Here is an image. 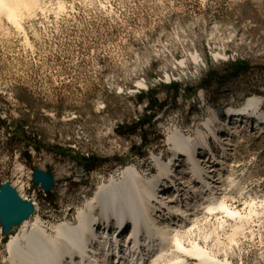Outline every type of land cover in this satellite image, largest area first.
<instances>
[{
    "label": "rangeland",
    "instance_id": "374dc122",
    "mask_svg": "<svg viewBox=\"0 0 264 264\" xmlns=\"http://www.w3.org/2000/svg\"><path fill=\"white\" fill-rule=\"evenodd\" d=\"M3 1L0 121L6 126L0 123V186L9 182L24 199L37 202L31 222L39 219L48 230L53 223H76L77 212L98 188L128 164L144 177L161 176L155 159H162L164 167L173 163L169 137L178 132L196 138L212 161L224 147L227 163L218 167L226 171L221 184L231 188L224 197L231 211L204 209L190 230L182 231V242L189 249L198 243L223 264H264V118L242 110L247 97L257 96V111L264 112V95L254 92H264L263 82L249 75L201 86L207 69L223 62L244 59L264 67V0ZM170 82L188 93L181 91L174 101L166 88ZM148 89L169 102L153 125L145 126L142 147L140 131L122 137L116 126L140 117L144 102L137 96ZM217 122L229 123L234 132L223 136L227 140L216 139L219 148L210 153L207 132L215 137L223 128ZM21 128L31 144L40 141V149L24 144ZM228 140L233 150L228 151ZM58 146L64 153L56 152ZM75 153L104 162L87 173L71 158ZM180 154L190 189L200 179L188 172L192 162L186 153L180 149ZM36 168L51 169V191L33 186ZM176 181L164 182L166 189H177ZM95 215L103 219L113 211ZM12 233L5 234L0 222V264H7L3 240Z\"/></svg>",
    "mask_w": 264,
    "mask_h": 264
},
{
    "label": "bare ground",
    "instance_id": "6f19581e",
    "mask_svg": "<svg viewBox=\"0 0 264 264\" xmlns=\"http://www.w3.org/2000/svg\"><path fill=\"white\" fill-rule=\"evenodd\" d=\"M0 2L4 1L0 0ZM259 104L260 99L257 96L247 97L242 110L247 111L246 113H255L259 119L264 118V112L257 111ZM206 125L209 127L208 123ZM214 130L215 128H211V131ZM223 136L225 135H220L218 131L215 135L219 141L228 139ZM169 142L173 144L172 153L175 157L180 158L182 154L180 149L181 152L186 153L185 156L192 162V165L186 163L189 166L188 172L193 173V176L196 175L200 182L193 183L191 188L187 189L185 185L188 182L187 175V178L182 179L174 169L175 166L184 165H177L174 156L171 158L173 163L169 161L165 167L161 166L162 159L160 161L155 159V163L163 173L161 176L157 173L155 174L157 177L153 176V178L142 176L137 168L128 164L117 176L111 177L98 188L93 200L90 198L85 205L86 208L84 207V210L81 208L77 212L76 223L67 220L53 223L51 231L44 228L39 219L31 222V216L37 211V202L24 199L9 182H4L3 186L13 188L32 209L31 215L20 222L4 220L1 223L3 231H9L8 233L13 231L6 241L8 254L6 262L8 264H190L189 257L192 256L198 262L195 264H223L215 256L201 249L198 243L194 244L192 249L187 248L182 242L184 239L182 231L190 230V225L198 221L204 209L226 213L231 211L224 198L231 188H227L226 192V187L221 184L226 176V171L222 170L227 163L226 150L224 151L223 147L221 155L216 156L217 158H213L212 161L209 156L203 155L196 138L192 140L178 132H173ZM227 145H230V140ZM203 156L206 161L201 159ZM218 163L222 169L218 167ZM182 170L185 171L184 167ZM168 171H173L177 181H180L175 186L177 189L172 191L166 189L167 183L162 180ZM228 181L231 186L235 185L233 179ZM155 185L160 186V191L155 190ZM111 210L113 216L108 215L101 219V216L95 215L99 212L107 215ZM111 219L114 223L109 222ZM127 224L131 225L132 229L129 232L126 229L125 234L107 232L108 225L113 227L116 225L113 230L115 232L119 226H127ZM205 237L207 239V236ZM173 244L175 249L172 250ZM151 251L155 253L148 257Z\"/></svg>",
    "mask_w": 264,
    "mask_h": 264
},
{
    "label": "trees",
    "instance_id": "16d2710c",
    "mask_svg": "<svg viewBox=\"0 0 264 264\" xmlns=\"http://www.w3.org/2000/svg\"><path fill=\"white\" fill-rule=\"evenodd\" d=\"M249 75L259 76L258 80L263 82L262 84L264 86V67H255L248 60L235 59L233 61L220 63L217 66H210L201 78V86L210 88L214 84L221 85L227 82L237 81ZM166 88L167 92L171 94V98L174 101L179 96L181 91H184L186 94L188 93V89L186 87H182V85L177 82H170ZM254 92L264 95V92H260L258 90ZM137 98L140 103L144 102L143 113L135 121L118 124L116 126V132L119 136L128 137L140 131L141 146L143 147L146 143L145 126L153 125L154 118L167 106L169 101L168 99L160 100L157 97V93L153 89H148L146 92L141 91ZM0 123L6 126L5 121H0ZM21 133V140L26 146L31 145L35 146L36 149H40V141H36L34 144H31L27 139L28 137L26 138L22 128ZM57 150V153H64L62 152V147L58 146ZM138 153L140 156H145L143 151H139ZM70 156L74 161L81 165L87 173L95 171L104 162V160L89 154L85 155L75 153ZM117 160L120 164L124 162L122 159ZM6 237L7 236H5V238Z\"/></svg>",
    "mask_w": 264,
    "mask_h": 264
},
{
    "label": "water",
    "instance_id": "95a60500",
    "mask_svg": "<svg viewBox=\"0 0 264 264\" xmlns=\"http://www.w3.org/2000/svg\"><path fill=\"white\" fill-rule=\"evenodd\" d=\"M33 186L40 187L44 192H49L54 188V178L51 169L46 171L36 168L32 173ZM32 209L27 202H24L9 186H0V222L13 220L20 222L30 216ZM9 231H4L8 234Z\"/></svg>",
    "mask_w": 264,
    "mask_h": 264
}]
</instances>
